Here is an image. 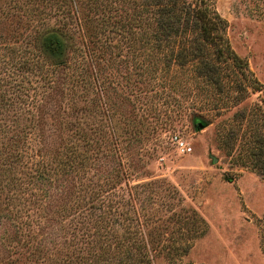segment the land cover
I'll list each match as a JSON object with an SVG mask.
<instances>
[{"label":"trees","instance_id":"1","mask_svg":"<svg viewBox=\"0 0 264 264\" xmlns=\"http://www.w3.org/2000/svg\"><path fill=\"white\" fill-rule=\"evenodd\" d=\"M7 6L0 8V169L7 161L13 162L24 156L23 163L30 175L29 200L33 199L35 205L23 214L0 215V225L5 224L2 231L8 240H16L18 232L11 229L24 224L28 227L27 237L34 238L29 225L32 227L35 223L40 230L38 235H41L35 248L49 253L47 243L50 245L62 234L63 239L58 245L63 246L67 237L84 228L78 235L84 255H36L30 258L29 264H150V255H147L150 245L143 236L141 240L136 239L134 231L129 233L132 239L118 238V217L108 208L110 204L105 202L103 193L97 190L96 195L93 192L95 201L84 210L70 213L67 222L64 219L58 227L50 222L54 209L49 203L60 200L55 206L58 207L56 214L65 210L62 199L70 190L67 182L72 179L71 172L85 165L91 166L90 157L97 159L100 151L104 154L101 146L107 145L109 138L113 145L109 150L120 154L118 144L123 139L114 131L110 137L101 126L93 128L87 123L73 122L76 125L74 134L82 142L76 139L78 143L74 141L62 149L54 145L53 139V129L62 113L68 114L67 109L82 112L97 108L104 112L110 105V97L106 95L108 87L115 95L118 91L117 84H113L114 76L111 71H106L111 62L119 60L134 68L141 92L150 98L147 107L148 101L139 100L143 104L139 105L140 116L146 115L148 109L160 113L162 107L154 98L167 92L162 85L167 80L169 92L179 84V95H184V102L189 101L183 106L176 98L179 108L172 110L196 109L190 111L191 115L197 116L194 123L198 128L205 124L203 105L212 98L216 99L213 104L216 112L220 107L236 106L232 113L233 126L225 132L220 129L216 132L218 146L227 155L234 148L239 163L264 178V85L232 48L226 34L227 21L217 11L215 0H8ZM14 8L18 12L12 11ZM47 8L58 10L68 27L81 23L77 25L81 29L78 31L81 32V43L65 63H53L42 52L13 43L8 39L9 33L4 31L13 16L20 19L28 16L34 20ZM115 56H118L117 60ZM30 76H34L33 79ZM196 85L200 88L196 89ZM208 91L210 93H206ZM253 94H256L253 103L242 104ZM115 98L119 99L120 95ZM59 101L64 102L65 107ZM118 106V102L113 101V109ZM14 115L16 120L19 117L29 119L37 129L29 131L24 138L28 141L33 134L37 136L29 140L36 145L28 144L26 148L30 151L26 150L24 154V149L22 152L17 150L22 136L13 129L17 126L16 121L12 123ZM124 118L129 122L126 149L132 147L136 133H152L153 128L143 123L148 116L142 122L132 111ZM241 126L243 130L239 132ZM14 148L16 152L12 151ZM90 149L96 150L89 153ZM58 171L61 176L56 175ZM45 196L50 211L43 210L40 203ZM261 248L264 252V229Z\"/></svg>","mask_w":264,"mask_h":264},{"label":"rangeland","instance_id":"2","mask_svg":"<svg viewBox=\"0 0 264 264\" xmlns=\"http://www.w3.org/2000/svg\"><path fill=\"white\" fill-rule=\"evenodd\" d=\"M7 5L8 0H0V8L6 9ZM215 7L227 21L226 34L232 48L245 59L249 69L264 85V0H215ZM12 11L18 12L15 8ZM58 12L47 8L34 20L28 16L21 19L13 16L4 31L9 33L8 39L13 43L36 49L53 63H65L81 43V32H78L81 23L79 21L78 26L68 27ZM13 39L20 41L14 42ZM106 71H111L115 79L113 84H117L118 90L115 95V91L108 87V109L106 107L104 112H99L97 108L82 112L67 109L68 114L63 112L53 129L54 145L62 149L74 141L81 143L79 136L76 138L74 134L76 125L72 123H87L89 127H103L109 136L114 131L123 139L118 144L120 150L117 152L120 154L109 150L113 148L112 139L109 138L107 145L101 146L105 153L100 151L97 159L90 157L91 166L85 165L71 172L72 179L67 182L70 190L62 199L65 210L56 214L58 207L55 206L60 200L49 203V207L54 209V217L50 221L52 225L58 227L64 219L67 222L69 218L66 217L70 213L84 210L90 202L95 201L97 190L103 193L105 202L110 204L108 208L118 217V238L132 239L129 233L134 231L137 233L134 236L136 239L141 240L143 236L150 245L147 252L151 258L150 264H264L261 248L264 178L249 166L239 163L234 148L227 155L217 143L216 132L219 129L225 132L233 126L235 120L232 121V113L236 106L229 109L220 107L216 112L213 108L216 99L210 97L213 100L204 104L202 109L206 113L202 118L205 124L198 128L194 123L197 116L191 115L190 111L196 109L182 107L181 112L172 110L179 108L175 100L182 101L183 106L189 101L184 102V95H179V84L169 92L167 80L166 83L162 82L167 92L154 98L162 107L160 113L148 109L146 115L140 116L142 109L139 105L143 104L139 100L143 103L148 101L147 107L150 98L141 92L134 68L117 60L111 62ZM30 77L33 79L34 76ZM155 81L157 79L152 82ZM195 87L200 88L199 85ZM119 95L120 98L116 99ZM255 97L256 94L246 97L242 104L253 103ZM113 101L119 104L115 109ZM59 103L65 107L64 102ZM78 106L81 105L78 103ZM132 111L138 114L140 121L148 116L147 121L142 122L153 129L152 133H136L137 139L134 138L132 147L126 149L129 122L124 116L129 117ZM13 118L12 123H17L13 129L22 136L17 150L22 152L24 149V154L29 150L26 148L28 144L36 145L29 140L37 136L33 134L28 141L24 138L29 131L37 129L25 117L16 120L14 115ZM242 130L243 126L239 132ZM172 134L185 140L191 150L181 152L170 139ZM95 150L90 149L89 153ZM12 151L16 152V149ZM213 157L217 160L213 161ZM23 159L24 156L1 165L0 215L11 212L23 214L28 207L35 205L32 204L33 199L29 200L31 196L27 187L30 186V175ZM61 174L58 171L56 175ZM47 199V196L43 197L40 203L43 210L50 211L51 208L46 207ZM128 216L133 219H128ZM4 226L0 225V264H29L30 258L36 255L85 254L78 237L84 228L77 229L76 234L67 237L63 246L58 245L63 239L62 234L50 245L46 242L48 253L35 248L41 239L35 223L32 227L29 225L36 236L34 238L27 237L28 227H24V224L18 229H11L18 232L16 240L5 237L2 231ZM68 227L71 229L69 223Z\"/></svg>","mask_w":264,"mask_h":264},{"label":"built area","instance_id":"3","mask_svg":"<svg viewBox=\"0 0 264 264\" xmlns=\"http://www.w3.org/2000/svg\"><path fill=\"white\" fill-rule=\"evenodd\" d=\"M170 139L176 144V147L180 149L181 152H188L191 150V147L179 135L172 134Z\"/></svg>","mask_w":264,"mask_h":264},{"label":"water","instance_id":"4","mask_svg":"<svg viewBox=\"0 0 264 264\" xmlns=\"http://www.w3.org/2000/svg\"><path fill=\"white\" fill-rule=\"evenodd\" d=\"M216 160H217V158L213 157V161H216Z\"/></svg>","mask_w":264,"mask_h":264}]
</instances>
